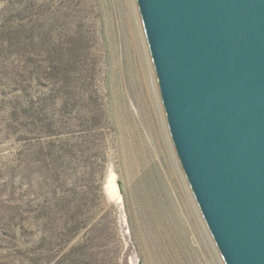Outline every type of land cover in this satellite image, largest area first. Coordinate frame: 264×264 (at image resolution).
<instances>
[{"label": "rangeland", "instance_id": "obj_1", "mask_svg": "<svg viewBox=\"0 0 264 264\" xmlns=\"http://www.w3.org/2000/svg\"><path fill=\"white\" fill-rule=\"evenodd\" d=\"M124 6L0 0V264H223L130 81Z\"/></svg>", "mask_w": 264, "mask_h": 264}, {"label": "water", "instance_id": "obj_2", "mask_svg": "<svg viewBox=\"0 0 264 264\" xmlns=\"http://www.w3.org/2000/svg\"><path fill=\"white\" fill-rule=\"evenodd\" d=\"M179 162L223 264H264V0H138Z\"/></svg>", "mask_w": 264, "mask_h": 264}, {"label": "bare ground", "instance_id": "obj_3", "mask_svg": "<svg viewBox=\"0 0 264 264\" xmlns=\"http://www.w3.org/2000/svg\"><path fill=\"white\" fill-rule=\"evenodd\" d=\"M124 8H125L124 9L125 10V18L127 21V29H128L129 37H130L133 49L135 50V54H136V60H134V58L130 52L127 54V65H128V68H129V71L131 74V80L130 81H131V83H133L135 85L136 83H139L138 80H140L142 82V84L144 85V92L147 96L146 97L147 99L145 101H146V103H148L150 105L152 111L155 112V114L159 118L160 124H161V129L164 133L163 135L167 138V142H168L169 146L171 147L170 149L173 148V152L175 153V156H176L177 165L180 166V169H182L181 164H180L179 159H178V156H177V153H176L174 145H173V141H172L170 131H169V126H168V122H167V118H166V114H165V110H164V106H163V102H162L161 92H160V88H159L158 78H157V74H156L155 64H154L152 52L150 49V45L148 42V38L146 35V31H145L141 11L139 8L138 0H125ZM109 12L107 11L106 22L108 24V30H110V36L112 37L113 36V23H112L113 20L110 16ZM149 71H150V73H148ZM156 80H157V82H156ZM136 97H137L138 105L142 109L143 114L145 115L146 114L145 110L141 106L142 102L139 98L142 96L137 95ZM162 120H163V122H161ZM182 173H184L183 170H182ZM114 183L112 182L113 188L115 190H117V186ZM187 184H188V182H187ZM189 186L190 185H188V187ZM191 195H192V198L194 199V202H195V197L192 193V190H191ZM195 203H196L195 207H197L199 210L198 211L199 212L198 214L200 215L199 218L202 220L203 225H204L205 229L207 230L206 233L209 234L208 238H210L211 242L213 243L214 247L216 248L215 243H214V241L210 235V232L207 228V225L203 219V216L201 215V212H200V209L197 205V202H195ZM217 258H218V256H217Z\"/></svg>", "mask_w": 264, "mask_h": 264}]
</instances>
